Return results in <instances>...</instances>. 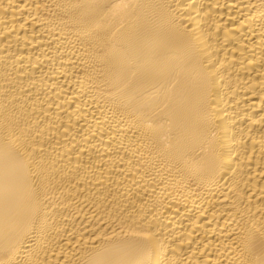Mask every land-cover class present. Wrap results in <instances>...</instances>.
Wrapping results in <instances>:
<instances>
[{"label": "bare ground", "instance_id": "1", "mask_svg": "<svg viewBox=\"0 0 264 264\" xmlns=\"http://www.w3.org/2000/svg\"><path fill=\"white\" fill-rule=\"evenodd\" d=\"M0 264H264V0H0Z\"/></svg>", "mask_w": 264, "mask_h": 264}]
</instances>
